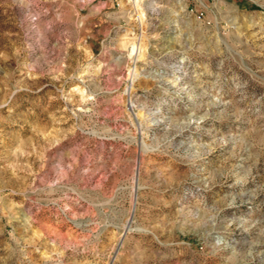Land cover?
<instances>
[{"label":"rangeland","instance_id":"obj_1","mask_svg":"<svg viewBox=\"0 0 264 264\" xmlns=\"http://www.w3.org/2000/svg\"><path fill=\"white\" fill-rule=\"evenodd\" d=\"M0 264H264V0H0Z\"/></svg>","mask_w":264,"mask_h":264},{"label":"bare ground","instance_id":"obj_2","mask_svg":"<svg viewBox=\"0 0 264 264\" xmlns=\"http://www.w3.org/2000/svg\"><path fill=\"white\" fill-rule=\"evenodd\" d=\"M132 1H134L135 5H137V4L139 3V0H132ZM143 12H144V10H143L142 6L139 7V8H138V14H139V17H141V16L143 15ZM137 41H138V40H137ZM137 43H138V42H137ZM140 48H141V43L139 44V46H138V44L135 46V48H134V52H135V53L138 52V54H139V52H140ZM134 72H135V71H134ZM127 227H128V226H127Z\"/></svg>","mask_w":264,"mask_h":264}]
</instances>
